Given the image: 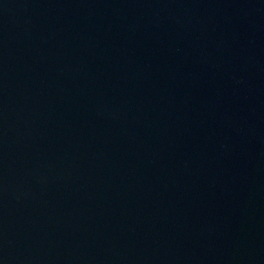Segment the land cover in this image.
<instances>
[{"label": "water", "instance_id": "water-1", "mask_svg": "<svg viewBox=\"0 0 264 264\" xmlns=\"http://www.w3.org/2000/svg\"><path fill=\"white\" fill-rule=\"evenodd\" d=\"M0 264H264V0H0Z\"/></svg>", "mask_w": 264, "mask_h": 264}]
</instances>
